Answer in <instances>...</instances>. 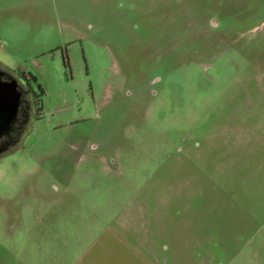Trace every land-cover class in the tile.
I'll return each instance as SVG.
<instances>
[{"label": "rangeland", "instance_id": "374dc122", "mask_svg": "<svg viewBox=\"0 0 264 264\" xmlns=\"http://www.w3.org/2000/svg\"><path fill=\"white\" fill-rule=\"evenodd\" d=\"M0 69V264H264V0H0Z\"/></svg>", "mask_w": 264, "mask_h": 264}, {"label": "flooded vegetation", "instance_id": "af4514ba", "mask_svg": "<svg viewBox=\"0 0 264 264\" xmlns=\"http://www.w3.org/2000/svg\"><path fill=\"white\" fill-rule=\"evenodd\" d=\"M29 81L28 76L11 75L0 69V82H14L19 93L18 107L10 127L6 132L0 133V154L16 142L29 125L34 104V93Z\"/></svg>", "mask_w": 264, "mask_h": 264}, {"label": "water", "instance_id": "95a60500", "mask_svg": "<svg viewBox=\"0 0 264 264\" xmlns=\"http://www.w3.org/2000/svg\"><path fill=\"white\" fill-rule=\"evenodd\" d=\"M19 93L14 82H0V133L6 132L15 116Z\"/></svg>", "mask_w": 264, "mask_h": 264}]
</instances>
